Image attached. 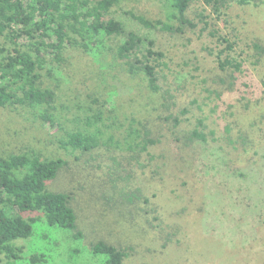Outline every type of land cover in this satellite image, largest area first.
Returning a JSON list of instances; mask_svg holds the SVG:
<instances>
[{"label":"rangeland","instance_id":"374dc122","mask_svg":"<svg viewBox=\"0 0 264 264\" xmlns=\"http://www.w3.org/2000/svg\"><path fill=\"white\" fill-rule=\"evenodd\" d=\"M120 5L129 29L153 35L166 55L160 86L174 99L158 108L144 90L141 95L134 90L135 102L125 108L127 115L150 123L159 144L139 161L112 147L69 157L51 188L72 196L83 238L38 222L34 237L15 242L25 250L14 264H31L35 253L45 254L48 264H103L90 252L99 241L125 251L124 264H264V58L240 79L253 87V94L247 95L252 99L249 109L244 107L249 100L238 101L239 84V94L223 96L235 105L223 120L224 109L207 92L224 76L213 53L211 29L202 33L199 27L182 35L162 29L155 35L124 18L123 12L165 20L157 1L120 0ZM204 9L203 1L194 0L191 16ZM221 19L210 17L211 27L218 25L223 35H235L237 40L231 39L238 49L248 50L255 41L264 45V0L259 5L234 2ZM70 55V76L81 89L89 85L94 66L89 57L73 51ZM123 77L126 86L139 88L137 79ZM132 95L125 92L121 97L129 100ZM214 106L219 107L216 112ZM185 108L189 113L182 116ZM170 115L180 116L176 128L174 119L165 120ZM201 119L209 143L178 150L184 142L181 133L196 128ZM229 123L231 135L225 130ZM52 131L33 111L0 109V154L33 150L43 156L64 155L53 143ZM240 134L247 138L246 146L229 142V136L237 140Z\"/></svg>","mask_w":264,"mask_h":264},{"label":"trees","instance_id":"16d2710c","mask_svg":"<svg viewBox=\"0 0 264 264\" xmlns=\"http://www.w3.org/2000/svg\"><path fill=\"white\" fill-rule=\"evenodd\" d=\"M155 1L165 20L155 21L126 9L124 18L143 24L155 35L162 29L171 35L199 27L202 33L211 29L209 36L216 44L213 53L224 76L215 81L217 88L207 92L224 109L223 120L235 108L223 96L239 94V84L242 93L238 101L249 100L244 104L249 109L252 99L247 95L253 94V87L241 84L240 79L250 74L248 67L261 63L264 45L255 41L248 50L238 49L235 35H223L214 23L211 27L210 17L223 20L232 3L259 5L261 0H199L206 9L192 16L194 0ZM121 10L120 0H0V109L36 113L49 124L53 143L64 153L43 156L28 150L0 154V264L22 259L25 246L15 242L34 237L38 222L66 231L77 240L83 238L72 196L51 188L69 164V157L76 159L95 149L112 147L139 161L159 144L150 123L136 114L127 115L125 108L135 102L134 90L140 95L144 90L158 108L167 107L174 99L160 86V68L166 55L158 49L153 35L129 29ZM71 51L89 57L94 66L87 78L89 85L83 84L81 89V83L70 76ZM124 75L137 79L139 88L126 86ZM125 92L133 93L132 98H122ZM188 113L187 108L180 112L182 116ZM171 119L175 128L181 123L180 116L165 118ZM206 129L201 119L196 128L183 131V146L178 150L209 143ZM225 130L231 135V123ZM228 139L231 144H248L242 134L237 140ZM90 252L103 264H124L128 255L104 241L92 244ZM48 262L45 254L31 257V264Z\"/></svg>","mask_w":264,"mask_h":264}]
</instances>
